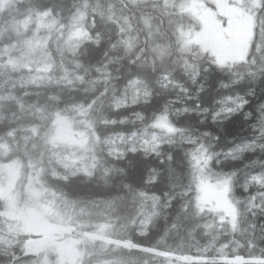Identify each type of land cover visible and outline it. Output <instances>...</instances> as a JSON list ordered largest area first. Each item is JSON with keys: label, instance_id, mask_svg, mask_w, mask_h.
Returning a JSON list of instances; mask_svg holds the SVG:
<instances>
[{"label": "trees", "instance_id": "1", "mask_svg": "<svg viewBox=\"0 0 264 264\" xmlns=\"http://www.w3.org/2000/svg\"><path fill=\"white\" fill-rule=\"evenodd\" d=\"M258 1L246 58L231 66L218 65L208 53L183 50L178 28L187 18L164 0L17 2L12 14L19 18L47 11L65 28L85 9L92 21L89 39L75 56L63 57L49 42L51 66L40 87L22 84L27 69L0 68V164L21 163V196L34 182L51 195L62 221L85 231L105 226V238L80 245L76 264H153L161 254L204 257L190 264H264V202L255 199L256 193L264 199V182L251 180L264 170V0ZM10 18L0 13V30H9L0 46L18 37ZM136 87L148 92L147 100L134 98L125 106ZM228 100L240 104L224 115ZM49 106L72 116L76 107H87L82 117L98 135L91 174L55 175L61 167L51 157V129L37 118ZM162 115L174 133L156 151H109V138L150 132ZM247 143L256 146L232 154ZM196 148L208 157L215 180L230 178L238 212L234 229L217 231L212 214L198 202ZM152 211L155 217L143 231ZM9 229L19 232L17 244L0 254V264H34L20 249L27 234L7 227L0 213V234Z\"/></svg>", "mask_w": 264, "mask_h": 264}, {"label": "rangeland", "instance_id": "2", "mask_svg": "<svg viewBox=\"0 0 264 264\" xmlns=\"http://www.w3.org/2000/svg\"><path fill=\"white\" fill-rule=\"evenodd\" d=\"M18 1L25 0H0V13L11 14L9 24L11 29H15L14 34L18 36L14 44L0 46V68L27 69L22 84L26 87L31 84L40 87L44 84V75L51 66L50 56L45 52L49 42L53 43V48L63 57L75 56L81 45L89 39L88 27L92 26V21L85 9H79L65 28L53 22L47 11L19 18V14H12ZM164 4L184 13L187 18L178 28V37L183 50L196 49L208 53L220 66H231L246 58L253 35L258 0H164ZM0 31V36L9 32L8 29ZM142 95L147 96L148 92L136 87L131 94L128 93L129 99L124 103L134 102V98ZM239 104L236 100L225 101L221 113L227 115L234 112ZM86 108V106L76 107L75 116L57 106H49L37 114L39 121L51 129L49 138L51 157L61 167V171L57 172L59 174L55 173V175L67 177L82 173L91 174L96 159L95 143L98 135L90 123L82 117ZM18 122L22 123L23 127L26 126L22 120ZM168 127H170L169 120L166 115H162L156 122L155 128L163 132L120 134L109 138L106 143L109 151L116 156H122L125 150L137 146L156 151L159 145L174 133ZM69 135L76 136L77 139L68 141ZM126 144L128 146H125ZM4 146V143L0 142V151ZM255 146L254 143L244 144L233 149L232 154L238 156ZM195 159L198 170L197 198L201 207L212 214L211 226L220 232L227 228L234 229L238 212L236 203L231 197L230 178L225 175H221L217 180L213 178L208 169L209 159L204 151H198ZM21 176V163L10 161L0 164V200L2 201L0 213L7 227L18 226L20 233L27 234L20 249L24 256L32 257L30 263L76 264L82 256L81 244L105 238L104 225L85 231L58 218L49 203L53 201L49 198L51 195H46L44 190L35 186L34 182L30 183L26 195L21 196L18 190V180ZM251 180L255 185L263 183L264 170L254 175ZM215 192H218L217 197H214ZM255 199L260 203L264 202L259 193H256ZM154 217V211L147 214L143 222V231L147 230ZM18 233H12L9 229L0 234V254L8 255L12 252V247L17 244L14 239ZM62 234L65 236H61ZM47 237H49L48 242L45 241ZM123 244L135 247L131 242H123ZM200 258L204 259L202 255L180 258L161 254L153 264H190V260H200ZM221 259L233 262L228 257Z\"/></svg>", "mask_w": 264, "mask_h": 264}, {"label": "water", "instance_id": "3", "mask_svg": "<svg viewBox=\"0 0 264 264\" xmlns=\"http://www.w3.org/2000/svg\"><path fill=\"white\" fill-rule=\"evenodd\" d=\"M76 139H77L76 136H73V135H69V136H67V140H68V141H74V140H76ZM217 195H218V192H215L214 197H217ZM45 241H49V237L45 238Z\"/></svg>", "mask_w": 264, "mask_h": 264}, {"label": "flooded vegetation", "instance_id": "4", "mask_svg": "<svg viewBox=\"0 0 264 264\" xmlns=\"http://www.w3.org/2000/svg\"><path fill=\"white\" fill-rule=\"evenodd\" d=\"M139 98H141V99H143V100H147V97H146V96H143V95L140 96ZM131 103H133V102H130L129 104H128V103H126V104L124 103V105H125V106H127V105H128V106H131ZM150 132H151V133L154 132V134H155V133H156V128L153 129V130H151Z\"/></svg>", "mask_w": 264, "mask_h": 264}, {"label": "built area", "instance_id": "5", "mask_svg": "<svg viewBox=\"0 0 264 264\" xmlns=\"http://www.w3.org/2000/svg\"><path fill=\"white\" fill-rule=\"evenodd\" d=\"M46 242H48V241H46Z\"/></svg>", "mask_w": 264, "mask_h": 264}]
</instances>
